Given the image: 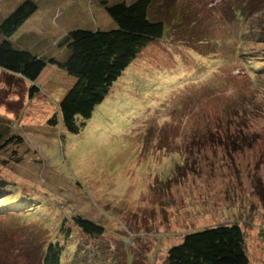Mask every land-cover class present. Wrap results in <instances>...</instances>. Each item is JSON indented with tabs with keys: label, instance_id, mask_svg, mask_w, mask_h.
<instances>
[{
	"label": "rangeland",
	"instance_id": "374dc122",
	"mask_svg": "<svg viewBox=\"0 0 264 264\" xmlns=\"http://www.w3.org/2000/svg\"><path fill=\"white\" fill-rule=\"evenodd\" d=\"M134 1L35 0L11 41L63 57L57 45L70 30L116 27L102 3ZM227 1L157 0L149 19L163 23V36L109 82L77 134L58 114L73 78L46 65L31 97V82L0 70V131L14 136L0 150L9 190L0 264H39L50 242L66 249L62 264L75 255L83 264H164L186 233L220 224H237L250 264H264V0L247 20L246 7ZM20 2L0 0V19ZM10 202L33 210L7 212ZM74 216L103 235L82 234Z\"/></svg>",
	"mask_w": 264,
	"mask_h": 264
},
{
	"label": "trees",
	"instance_id": "16d2710c",
	"mask_svg": "<svg viewBox=\"0 0 264 264\" xmlns=\"http://www.w3.org/2000/svg\"><path fill=\"white\" fill-rule=\"evenodd\" d=\"M156 1L135 0L131 3L116 2L111 5L102 3L107 15L116 25L115 28L103 31L70 30L57 45L65 49V56L45 58L41 54L16 48L11 41L38 10L35 0H22L0 19V70L31 82V97L38 93L35 82L46 65L54 66L73 78L70 88L58 104V114L59 123L64 130L77 134L92 117L95 107L106 97L109 82L124 71L143 48L163 36V23L149 19ZM227 2H232L234 8L246 7L247 20L251 10L260 6L261 0ZM226 17L238 28L228 13ZM236 38L241 39L239 35ZM243 53L244 51L239 50L240 59ZM56 123L55 117L48 121L50 126ZM8 132L6 128L0 131V140L7 136L0 145V150L13 141L14 136ZM7 185L6 181L0 179V200L9 193ZM26 204L10 202L4 208L7 212L21 213L23 210L22 213H29L33 206L28 207ZM0 212H4L1 206ZM73 224L82 234L91 238H98L104 233L102 226L81 216H74ZM65 251L62 245L50 242L39 264H62ZM75 254L76 248L72 257ZM74 258L75 263L72 264H83L86 260L85 257L76 258V255ZM164 264H250V261L241 228L237 224H220L186 233L179 244L167 250Z\"/></svg>",
	"mask_w": 264,
	"mask_h": 264
},
{
	"label": "water",
	"instance_id": "95a60500",
	"mask_svg": "<svg viewBox=\"0 0 264 264\" xmlns=\"http://www.w3.org/2000/svg\"><path fill=\"white\" fill-rule=\"evenodd\" d=\"M263 27H264V19H263Z\"/></svg>",
	"mask_w": 264,
	"mask_h": 264
},
{
	"label": "crops",
	"instance_id": "0c3cea01",
	"mask_svg": "<svg viewBox=\"0 0 264 264\" xmlns=\"http://www.w3.org/2000/svg\"><path fill=\"white\" fill-rule=\"evenodd\" d=\"M31 18H32V17H31ZM31 18H30V19H31ZM30 19H29V20H30ZM29 20H27V22H28ZM27 22H26V23H27Z\"/></svg>",
	"mask_w": 264,
	"mask_h": 264
}]
</instances>
